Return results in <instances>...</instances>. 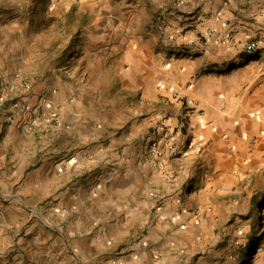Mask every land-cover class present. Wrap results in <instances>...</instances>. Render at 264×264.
I'll list each match as a JSON object with an SVG mask.
<instances>
[{
  "label": "crops",
  "instance_id": "0c3cea01",
  "mask_svg": "<svg viewBox=\"0 0 264 264\" xmlns=\"http://www.w3.org/2000/svg\"><path fill=\"white\" fill-rule=\"evenodd\" d=\"M104 1L141 17L115 25L112 49L98 57L96 75L119 79L131 101L115 119L104 110L96 117L92 97L73 98L67 86L45 98L62 107L54 122L37 129L19 109L7 113L9 96L30 92L19 79L11 86L23 69L6 68L16 59L0 47V81L7 80L0 83V193L13 195L0 194V264H202L183 258L215 217L205 211L199 226L189 213L173 219L179 201L202 211L244 176L252 188L264 183V0L78 5ZM181 29L184 39L172 42ZM248 41L257 51H244ZM181 106L188 128L179 125ZM166 125L178 134L180 156L162 166L144 148L162 139ZM261 256L264 264V247Z\"/></svg>",
  "mask_w": 264,
  "mask_h": 264
},
{
  "label": "rangeland",
  "instance_id": "374dc122",
  "mask_svg": "<svg viewBox=\"0 0 264 264\" xmlns=\"http://www.w3.org/2000/svg\"><path fill=\"white\" fill-rule=\"evenodd\" d=\"M58 3L62 8L67 5L65 10L57 11ZM104 4L105 1L97 2L96 5L83 9L79 7L78 0H70L68 4L63 0H0V47L6 46L10 59H16L15 62H6L5 65L12 69L13 66L21 67L24 73L22 78L13 77L9 80L11 86L16 87L14 84L20 83L30 92L22 96H9V104L4 107L3 103L1 109L12 113L10 110L13 103L25 99L32 110L43 108L44 111L43 101L46 96L58 87L65 90L63 86H67L65 92L70 90L73 98L81 99L84 95L92 97V111L96 117L104 110V113L108 111L111 113L110 117L115 119L120 109L130 105L131 101L120 91L119 79L96 75L98 66L101 65L98 57L104 54L107 56L112 49L113 41L109 42L108 38L115 36V25H125L123 22L127 24V20L128 25L129 22L137 25L141 17L137 18L135 14L127 12H114L113 9L103 6ZM31 36L36 41V49L29 44ZM15 51L21 54L16 56ZM25 51L31 54L25 55ZM91 65L96 71L88 77L84 72ZM43 68L46 75L41 73L40 69ZM18 79L19 83L16 82ZM6 81L1 80L0 83H5L6 86ZM108 113L104 114V118H107ZM176 143L179 144L178 141ZM162 146L161 149L165 148V145ZM198 146L199 150L195 154L203 149L201 144ZM176 151L177 148L173 152H165L158 161L165 166L166 160L180 156L175 154ZM242 179L237 185L228 186L215 207L203 208L202 211L197 208L188 209L185 203L179 201L173 215L179 213L181 217L189 213L195 226L202 225L205 217L203 213L207 210L215 217L211 223H207L210 230L202 238H195L197 245L185 255L184 262L261 264L264 247L263 178L256 182V188L251 187L253 183L249 185L247 177ZM0 194L6 200L13 196L6 191ZM23 208L37 212L35 207L23 205ZM156 209H162V203H157ZM253 239H256L255 244L243 255L246 245Z\"/></svg>",
  "mask_w": 264,
  "mask_h": 264
},
{
  "label": "built area",
  "instance_id": "2783aa9c",
  "mask_svg": "<svg viewBox=\"0 0 264 264\" xmlns=\"http://www.w3.org/2000/svg\"><path fill=\"white\" fill-rule=\"evenodd\" d=\"M208 32L210 33L211 31L208 30ZM177 38L184 39V29L177 31L174 35L171 36L172 42H174ZM233 44L235 45L234 41ZM243 48L246 53H254L258 49V43L256 41H248L244 44ZM171 96L173 99H176L178 101L182 99L178 91H174ZM43 105L45 108L44 111H41L39 109L38 111H34L32 110L33 108L31 107L30 103L24 99L18 102H14L12 107L19 109L22 113H25L24 119L27 120L28 124L31 127L37 128L43 126L44 124L50 123L52 120H56L62 108L60 105H54L49 99H44ZM188 112V109H186L184 106H181L178 115L179 125L181 129L188 128ZM177 140V132L173 130L170 125H166L165 130H163L162 139L159 142H152L146 145L144 149L146 154H150L151 156L160 159L162 158L161 156L163 154L160 144L165 145L167 151L173 152L177 147ZM178 218L179 213L173 215V219Z\"/></svg>",
  "mask_w": 264,
  "mask_h": 264
},
{
  "label": "trees",
  "instance_id": "16d2710c",
  "mask_svg": "<svg viewBox=\"0 0 264 264\" xmlns=\"http://www.w3.org/2000/svg\"><path fill=\"white\" fill-rule=\"evenodd\" d=\"M255 242H256V239H253V240L249 241V243L246 245V250L243 251V255H246L247 254V251L252 248V245H254Z\"/></svg>",
  "mask_w": 264,
  "mask_h": 264
}]
</instances>
